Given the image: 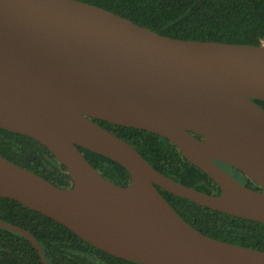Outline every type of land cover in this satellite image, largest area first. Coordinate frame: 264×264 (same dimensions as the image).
Segmentation results:
<instances>
[{
    "label": "water",
    "instance_id": "water-1",
    "mask_svg": "<svg viewBox=\"0 0 264 264\" xmlns=\"http://www.w3.org/2000/svg\"><path fill=\"white\" fill-rule=\"evenodd\" d=\"M255 100L264 102V43L168 38L79 0H0V128L46 147L73 183L61 189L0 155V198L116 258L264 264L262 251L197 231L158 189L264 225V109ZM94 120L166 138L220 195L166 177ZM80 148L122 166L129 185L105 179ZM0 228L24 236L49 264L30 232L2 220Z\"/></svg>",
    "mask_w": 264,
    "mask_h": 264
},
{
    "label": "trees",
    "instance_id": "trees-1",
    "mask_svg": "<svg viewBox=\"0 0 264 264\" xmlns=\"http://www.w3.org/2000/svg\"><path fill=\"white\" fill-rule=\"evenodd\" d=\"M126 18L168 38L260 46L264 43V0H79ZM264 109V102L255 100ZM132 145L158 172L208 195L220 188L189 163L169 140L146 131L94 120ZM108 181L122 187L129 173L119 164L80 148ZM0 155L61 189H70L66 168L40 143L0 128ZM237 172L238 181L259 187ZM178 215L202 234L264 252V225L212 211L158 188ZM0 220L30 232L49 264H139L122 260L84 242L68 228L14 200L0 198ZM0 264H43L34 246L21 234L0 228Z\"/></svg>",
    "mask_w": 264,
    "mask_h": 264
},
{
    "label": "flooded vegetation",
    "instance_id": "flooded-vegetation-1",
    "mask_svg": "<svg viewBox=\"0 0 264 264\" xmlns=\"http://www.w3.org/2000/svg\"><path fill=\"white\" fill-rule=\"evenodd\" d=\"M218 165L223 168L225 171H227L229 174H231L234 178H237V172L234 170V168L228 166V165H225L223 163H218Z\"/></svg>",
    "mask_w": 264,
    "mask_h": 264
}]
</instances>
